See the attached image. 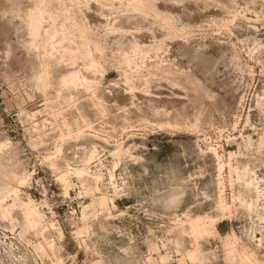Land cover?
<instances>
[{
  "label": "rangeland",
  "instance_id": "374dc122",
  "mask_svg": "<svg viewBox=\"0 0 264 264\" xmlns=\"http://www.w3.org/2000/svg\"><path fill=\"white\" fill-rule=\"evenodd\" d=\"M0 264H264V0H0Z\"/></svg>",
  "mask_w": 264,
  "mask_h": 264
},
{
  "label": "bare ground",
  "instance_id": "6f19581e",
  "mask_svg": "<svg viewBox=\"0 0 264 264\" xmlns=\"http://www.w3.org/2000/svg\"><path fill=\"white\" fill-rule=\"evenodd\" d=\"M32 18H33V17H32ZM32 21H33V20H32ZM32 24H33V23H32ZM37 26H38V24H37ZM40 29H41V28H40ZM54 29H56V28H54ZM57 31H58V29H57ZM35 33H36V32H35ZM48 34H49V31H48ZM45 35H46V34H45ZM47 36H48V35H47ZM47 38H49V37H47ZM84 50H85V49H84ZM81 52H82V51H81ZM82 54H83V53H81L80 55H82ZM83 56H86V55L83 54L82 57H83ZM79 58H80V57H79ZM77 59H78V58H77ZM88 59H89V58H88ZM86 60H87V59H86ZM83 61H84V60H83ZM95 61H96V60H95ZM84 62H85V61H84ZM92 62H93V61H92ZM86 63H87V62H86ZM88 65H89V64H88ZM91 65H92V64H91ZM92 66H93V65H92ZM92 66H91V67H92ZM81 76H82V75H81ZM84 82H85V80H84ZM86 82H87V81H86ZM86 82H85V83H86ZM67 85H68V84H67ZM89 85H90V84H89Z\"/></svg>",
  "mask_w": 264,
  "mask_h": 264
}]
</instances>
